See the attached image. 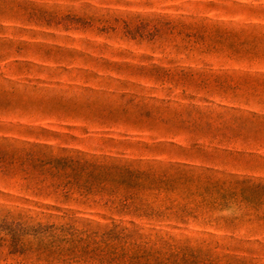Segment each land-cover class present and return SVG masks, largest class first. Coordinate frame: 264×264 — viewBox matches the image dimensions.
<instances>
[{"label":"rangeland","instance_id":"rangeland-1","mask_svg":"<svg viewBox=\"0 0 264 264\" xmlns=\"http://www.w3.org/2000/svg\"><path fill=\"white\" fill-rule=\"evenodd\" d=\"M0 264H264V0H0Z\"/></svg>","mask_w":264,"mask_h":264},{"label":"trees","instance_id":"trees-1","mask_svg":"<svg viewBox=\"0 0 264 264\" xmlns=\"http://www.w3.org/2000/svg\"><path fill=\"white\" fill-rule=\"evenodd\" d=\"M91 165H92V166H94V167H96V166H97L95 163H92Z\"/></svg>","mask_w":264,"mask_h":264}]
</instances>
